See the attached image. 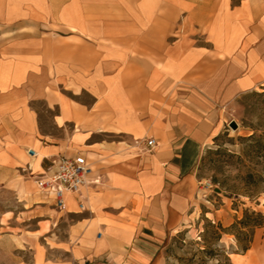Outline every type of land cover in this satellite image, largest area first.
<instances>
[{
    "label": "crops",
    "instance_id": "obj_1",
    "mask_svg": "<svg viewBox=\"0 0 264 264\" xmlns=\"http://www.w3.org/2000/svg\"><path fill=\"white\" fill-rule=\"evenodd\" d=\"M259 90L264 0H0V186H37L59 156L92 169L63 211L32 196V264H165L204 149ZM231 256L264 264V246Z\"/></svg>",
    "mask_w": 264,
    "mask_h": 264
},
{
    "label": "rangeland",
    "instance_id": "obj_2",
    "mask_svg": "<svg viewBox=\"0 0 264 264\" xmlns=\"http://www.w3.org/2000/svg\"><path fill=\"white\" fill-rule=\"evenodd\" d=\"M229 118L238 125V130H232L229 123L226 131L204 149L196 170L200 184L197 197L199 215L192 222V228L187 230L184 242H174L179 232L164 240L161 253L165 264H178L174 254L191 257L189 248L179 250L172 246H197L195 242H201L203 213L207 212L206 218L220 222L227 229L236 219H241L246 210L264 212V196L250 200L240 192L242 178L253 164L245 158L246 143L239 140L253 134L249 126H264V90L241 94L230 107ZM22 184L19 190L0 186V264H32V250L27 247L30 246L27 241H31L36 233L38 222L32 213V196L36 195L41 204L54 207L53 198L47 192H41L34 185L32 188L24 182ZM232 192L239 195L229 198ZM55 228L63 237L66 222L62 217L56 218ZM254 239L255 246H264V228L256 231ZM222 244L227 248L237 246L231 235H224Z\"/></svg>",
    "mask_w": 264,
    "mask_h": 264
},
{
    "label": "trees",
    "instance_id": "obj_3",
    "mask_svg": "<svg viewBox=\"0 0 264 264\" xmlns=\"http://www.w3.org/2000/svg\"><path fill=\"white\" fill-rule=\"evenodd\" d=\"M249 127L253 134L248 137H240L239 140L246 143L245 158L253 165H249V170L242 178L240 192L243 196L254 200L264 196V126L259 124ZM235 194L239 195L238 192H232L228 197L231 198ZM203 214L204 226L203 232L200 234L202 243L195 242L197 246H172L179 250L189 248L192 251L189 258L174 254L178 264H234L231 255L246 253L252 247L256 231L264 228V212L246 210L243 217L236 219L227 229L220 222L216 223L206 218L207 212ZM187 232V230L180 231L174 237V242L180 244L184 242ZM207 234H209L208 237ZM224 235L233 236L237 246L229 248L224 246L222 244Z\"/></svg>",
    "mask_w": 264,
    "mask_h": 264
},
{
    "label": "built area",
    "instance_id": "obj_4",
    "mask_svg": "<svg viewBox=\"0 0 264 264\" xmlns=\"http://www.w3.org/2000/svg\"><path fill=\"white\" fill-rule=\"evenodd\" d=\"M147 146L152 151L156 146V141L151 139L147 141ZM33 157L37 154L29 150ZM92 174L91 166L83 154L75 157L59 156L50 159L44 166V170L35 182L41 192H47L52 196L55 206L63 211L66 208V198L68 195L78 196L89 182ZM98 184L99 180H94ZM80 208L84 206L80 203Z\"/></svg>",
    "mask_w": 264,
    "mask_h": 264
},
{
    "label": "water",
    "instance_id": "obj_5",
    "mask_svg": "<svg viewBox=\"0 0 264 264\" xmlns=\"http://www.w3.org/2000/svg\"><path fill=\"white\" fill-rule=\"evenodd\" d=\"M229 126L234 131L238 130V125L234 121L230 122ZM218 192H220V190H218Z\"/></svg>",
    "mask_w": 264,
    "mask_h": 264
},
{
    "label": "bare ground",
    "instance_id": "obj_6",
    "mask_svg": "<svg viewBox=\"0 0 264 264\" xmlns=\"http://www.w3.org/2000/svg\"><path fill=\"white\" fill-rule=\"evenodd\" d=\"M232 258H234L233 256H231Z\"/></svg>",
    "mask_w": 264,
    "mask_h": 264
}]
</instances>
